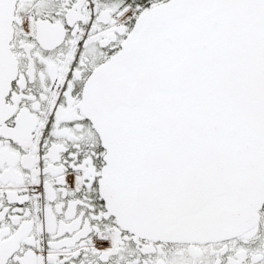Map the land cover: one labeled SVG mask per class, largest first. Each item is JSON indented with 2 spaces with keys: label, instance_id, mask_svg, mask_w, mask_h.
Masks as SVG:
<instances>
[{
  "label": "snow or ice",
  "instance_id": "1",
  "mask_svg": "<svg viewBox=\"0 0 264 264\" xmlns=\"http://www.w3.org/2000/svg\"><path fill=\"white\" fill-rule=\"evenodd\" d=\"M0 264H264V0H0Z\"/></svg>",
  "mask_w": 264,
  "mask_h": 264
}]
</instances>
